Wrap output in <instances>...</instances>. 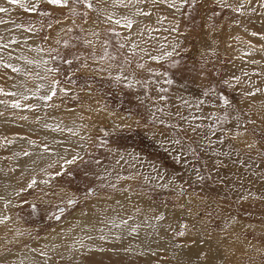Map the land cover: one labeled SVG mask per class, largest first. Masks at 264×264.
Returning a JSON list of instances; mask_svg holds the SVG:
<instances>
[{
  "label": "rangeland",
  "instance_id": "1",
  "mask_svg": "<svg viewBox=\"0 0 264 264\" xmlns=\"http://www.w3.org/2000/svg\"><path fill=\"white\" fill-rule=\"evenodd\" d=\"M150 1L136 4L139 15L151 14L143 15L144 29L134 31L137 45L125 38L122 24L102 15L112 10L110 0H92V10L71 0L67 8L35 0L34 11L0 0L8 9L0 12V88L11 92L6 81L14 72L4 65L19 51L12 45L19 39L10 34L15 22L36 38L34 52L50 62L44 81H58L51 107L33 116L25 113L34 109L32 101L0 95V109L9 108L0 117L10 116L13 123H0V169L14 171L13 139L46 148L39 134L27 130V120L36 126L58 122L66 140L86 146L67 167L48 163L31 173L32 188L28 177L16 176L13 205L2 210L7 215L0 224L2 264L163 263L167 256L161 251L134 255L131 239L104 235L103 209L117 203L118 189L125 186L135 198L128 203L134 212L157 217L159 210L175 219L168 227L179 246L193 248L202 237L219 252L217 264H264V73L257 60L262 58L249 59L239 47L242 42L264 53V0H254L250 9L237 0ZM92 23L97 34L89 41L85 29ZM146 41L157 49L144 51ZM33 73L30 68L24 73L27 89L33 88ZM16 102L19 109L11 107ZM79 134L83 137L75 139ZM158 221L163 222L138 221V230ZM165 237L160 229L149 250L156 251ZM21 250H33L37 260H19L15 252Z\"/></svg>",
  "mask_w": 264,
  "mask_h": 264
},
{
  "label": "bare ground",
  "instance_id": "2",
  "mask_svg": "<svg viewBox=\"0 0 264 264\" xmlns=\"http://www.w3.org/2000/svg\"><path fill=\"white\" fill-rule=\"evenodd\" d=\"M36 1L44 2L46 0H36ZM111 1L112 0H110V2H109L108 10L112 9L109 12H115L118 15L111 14V13L109 15L108 11H103L102 15L106 16V18L108 16H111L113 20L119 19L122 21V23H121L122 25H123V17H127L128 19H130L132 21V27H131V29H128L125 27L126 33L124 35H125L126 39H128L130 42L133 43V39L135 40L134 35H133L134 31H137L138 29L143 30L144 28H141V27L143 26V24H145L147 18H145V16L143 17V14L142 15L137 14L138 8H137L136 4L135 5L132 4L131 8H121L119 6H116L114 3H111ZM185 1L186 0H182V2H185ZM237 1L240 3L241 2L247 3V4H245L246 5L245 7L247 9H250L251 4L254 0H251L250 3H249V0H247V1L237 0ZM34 2H35V0H26V5L28 4L29 8H33ZM163 7H165V6H163ZM35 8H36V6H35ZM106 12L108 14H106ZM107 20H109V19L107 18ZM152 23H154V22H152ZM18 25H19V22L14 23V26H13L10 34L14 35L17 39H19L18 44H15V45L12 44L19 51H17V53L15 55L14 62L10 63L9 65H11L15 68H19L21 71L20 72H14V76L9 78L6 82H7V88L11 92H19V93H23L24 95L27 96V99H24L21 96H17L18 98L20 97L24 101L29 100V101H32L34 103L32 105L34 109L28 110V108H27L25 110V113L27 115L33 116L34 115L33 112H36V110H39L40 113H42V111H46L48 108L51 107V105L49 103L50 100L41 99L42 96H44L46 94L47 95L51 94V93H49L50 84L48 82L44 81V79L42 77L43 69L48 68L49 73H51V67H50V62H49L48 58L43 56V53L34 52V47H36V38H34L33 35L25 34V32H22L21 29H18L19 28ZM91 26L94 27L93 23L87 24L86 29H85L86 35H87L86 37L89 41L92 40V37L94 39L96 37L95 34H97L95 27L93 29ZM164 30L168 33H171L170 30H168L166 28H164ZM171 36H172V34H171ZM7 37H9L8 34H7ZM157 39H158V37H157ZM134 45H135V43H134ZM129 46H131V44ZM1 47L2 46H0V48ZM165 50H166L165 53L164 52L163 53L168 55V53H169L168 49L165 48ZM25 51L29 52L31 54V56L30 57L25 56V54H24ZM242 51L247 52L246 55H248L249 58H252L251 56L253 55L254 58L259 57V58L264 59V53L258 52V50L257 51H254V50L251 51L249 48H245ZM29 53H27V55ZM38 53H40L42 56ZM41 58H44V59H41ZM40 60L42 62H40ZM29 61H31V63H29ZM43 61H45V62H43ZM28 68H30L34 72L32 75L34 78V83H33V88H31V89L25 88V86H24L25 80H23L24 75H25L24 73ZM8 69L12 71L11 68H8ZM46 73H47V71H46ZM26 76H28V74ZM26 76L24 79H26ZM3 106L1 105L0 110H1V112H3V111L6 112L7 109H9V108L8 107L5 108V106L4 107ZM47 113L50 115V117H49L50 122H56L55 119H57V118H56L54 112L47 111ZM72 114H74V112H72L71 115ZM9 117L3 115L2 117H0V123H2V125H6V124H8L9 126L13 125V123L11 122ZM37 117L38 116H35V119ZM38 118H41V117H38ZM40 120H42V119H40ZM40 120H38V121H40ZM57 123L58 122H56V124ZM56 124L48 125V126L39 124L36 126V124L34 122H30L27 120L25 127L27 128L28 131L39 134L41 136L42 141L46 145L45 149H44V147H43V149H42V147L41 148L37 147L36 145H34L33 142H30L27 139H21V140L13 139L10 142L9 150L12 152V154L14 156L12 159L13 160L12 165L14 166V167H12V169L14 171H13L12 175H10L4 171L3 167L0 169V219L4 220L5 215H6L2 211L3 208L8 210L9 205H13L12 202H10L11 201L10 198L13 195V193L15 192L16 186L18 185L16 183H14V179L17 178L16 176L20 177V176L25 175V177H28L27 181H33L34 179L30 176L31 173L42 171L43 167L45 165H47L48 163L60 164L59 162H61V166H66L67 161H70V160L75 161V160L79 159L80 157H82V154L86 149V146L81 145V144H77L76 142L74 143L71 140H66L65 137L63 136L64 134L62 135L61 132L59 131V130H61L58 128L59 125H56ZM70 125H73V124H70ZM60 127H61V125H60ZM61 128H64V127H61ZM34 130H36V131H34ZM42 133H45V135H43ZM62 133H64V132H62ZM82 135H80V134L77 135L78 137H75V139L76 138L79 139V136H82ZM70 137H73V136H70ZM23 147H25V149L28 148V150H24ZM74 147H76V148H74ZM75 155H77V156H75ZM59 160H61V161H59ZM20 169H22V170L19 171ZM43 185L47 186V183L45 184V182H44ZM125 189H126V186L122 187V188L120 187L118 189V191L120 190V192L117 193V196H118L117 197L118 198L117 203L112 204V206L110 205V207H108L107 209H103L105 211L106 215L102 217L101 222H102V227L105 231L104 235H106L107 238L119 241V238H115L116 236L119 235V237H121L123 239V241H124V239H131L132 242L129 244V248L135 252L134 255H138V251H139V253L146 255V256H149V257L151 256V254H154L157 251L158 252L161 251V252L165 253V255L167 256V258H165V261L163 263H160L158 261V263H156V264H170L172 260H173L172 262L174 264H217L218 263V261L216 262V260H214V259H217V257H218L217 255L219 252L217 253L212 248L213 247L212 245L207 246L205 244L204 240L201 241L203 239L202 237H201V240H200V238L198 239V237H196L195 244H194L193 248H191V246H189L188 249H186V247L184 248V247L179 246L174 241H171V238H170L171 230H170V227H168V226H170L169 224H174V221H175L174 218L168 219L169 217L167 218V216H165L159 210H156V213L158 214L157 217H151L148 213L149 212L148 210H144L141 213L134 212L133 209L131 207H129L130 204L128 205V203H129V201L131 202V200H134L135 198H133L132 196L127 194ZM136 205H138V202ZM131 216H133V217H131ZM145 219H161L163 222L158 221L156 224H154L152 226H149V227L144 226L138 230V221H142ZM177 219L182 220L184 218H181V216H180ZM121 220H125L128 223L125 225H122L120 223ZM164 222H166L167 225L163 224ZM0 224H3V223H0ZM160 229L165 233L166 237L163 241H161L157 245L156 251H150L149 250V243L153 239L155 234ZM185 230H186V228H185ZM27 256L30 257L31 259H33L34 261L37 260V257L35 256V252L33 250L23 251V252L21 250V252H15V257L18 258L19 260L21 259L23 261L25 260L26 262L27 261L32 262V260L27 258ZM48 260H49V258H48ZM153 262H155V261L153 260ZM0 264H2V259L0 260Z\"/></svg>",
  "mask_w": 264,
  "mask_h": 264
},
{
  "label": "snow or ice",
  "instance_id": "3",
  "mask_svg": "<svg viewBox=\"0 0 264 264\" xmlns=\"http://www.w3.org/2000/svg\"><path fill=\"white\" fill-rule=\"evenodd\" d=\"M7 4L9 5H17L21 8H24L25 11H34L35 10V6H33V8H28L26 6V0H6ZM158 2V0H151V3L153 5H155ZM251 2V0H249V3ZM47 3L51 4V5H56L59 6L61 8H67L69 7V3L70 0H47ZM71 3L73 5H77V4H83L86 8H88L89 10L93 9V3L92 0H71ZM113 3H123L125 7H127L129 4H139V3H146V0H127V2L125 3L124 0H113ZM170 6H174V5H170ZM243 5H241L242 7ZM262 7H264V4L261 5ZM70 11H72L73 13H75V9L74 8H69ZM239 10V9H237ZM8 9L6 7H0V12H7ZM97 13L99 14V10H97ZM137 14H140L139 12ZM143 15H150V13L148 12H143ZM85 16H87V12L84 13ZM109 20H112L111 16L107 17ZM115 24L120 25L122 23L121 20H115L114 21ZM123 26L131 29L132 27V21L130 19H128L127 17H123ZM116 35H119V33H116ZM252 35H257L256 33H253ZM261 39H264V36H261ZM6 46V45H5ZM121 47H123V45H121ZM168 55H171V53H168ZM29 63H31V61H29ZM70 63V62H68ZM4 67L6 68H11L13 72H20L21 70L19 68H15L9 64H5ZM58 84V81H53L52 84L49 86V92L51 93L50 95H44L41 97V99H45V100H51L53 96L56 95V86ZM63 90V89H61ZM254 94V93H253ZM0 95H8V96H21L24 99H27V96L24 95L23 93H19V92H8L5 91L3 88H0ZM0 103H3L2 101H0ZM11 107L13 108H20L21 105L19 102L13 103L11 104ZM31 110V109H30ZM2 114V113H0ZM67 163H74V160H70L67 161ZM61 173H57V175H60ZM36 183L35 180L32 181L31 184L28 185V188H32V186ZM4 220L0 219V223H3ZM181 235H183V233H181Z\"/></svg>",
  "mask_w": 264,
  "mask_h": 264
},
{
  "label": "crops",
  "instance_id": "4",
  "mask_svg": "<svg viewBox=\"0 0 264 264\" xmlns=\"http://www.w3.org/2000/svg\"><path fill=\"white\" fill-rule=\"evenodd\" d=\"M225 3H227V2H225ZM227 5V4H226ZM152 10V9H151ZM121 32V31H120ZM138 36V35H137ZM137 36L135 37V39H136V43H137V45H138V38H137ZM149 42H143V44H144V51H147V52H150L149 50H147L148 49V47H151L149 44H148ZM239 47L243 50V49H245V48H249V47H247V46H244L243 44H242V42H240L239 43ZM151 48H153V49H157V48H155L154 46L153 47H151ZM142 49V48H141ZM153 53H156V52H153ZM153 55V54H152ZM249 58V57H248ZM250 59V58H249ZM259 62H260V65H258L259 66V70L261 71V72H263L264 73V59H257ZM250 98V97H249ZM249 98H248V100H247V107H248V109L250 110V107H251V101H249ZM248 110V121H250V116H251V113H250V111ZM258 175V174H257ZM262 195V194H261ZM264 198V197H263ZM209 243V242H208ZM157 250V249H156Z\"/></svg>",
  "mask_w": 264,
  "mask_h": 264
},
{
  "label": "water",
  "instance_id": "5",
  "mask_svg": "<svg viewBox=\"0 0 264 264\" xmlns=\"http://www.w3.org/2000/svg\"><path fill=\"white\" fill-rule=\"evenodd\" d=\"M90 192H92L91 190H90ZM60 211H64V208L62 207V208H60L59 209ZM60 217H57V218H55V220H58Z\"/></svg>",
  "mask_w": 264,
  "mask_h": 264
}]
</instances>
